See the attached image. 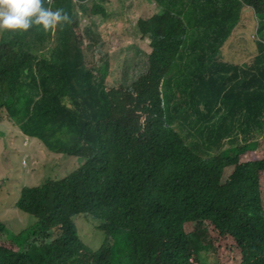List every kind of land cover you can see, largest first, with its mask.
<instances>
[{
    "label": "trees",
    "instance_id": "1",
    "mask_svg": "<svg viewBox=\"0 0 264 264\" xmlns=\"http://www.w3.org/2000/svg\"><path fill=\"white\" fill-rule=\"evenodd\" d=\"M55 1L46 5L43 0V5L61 9L67 20L48 30L33 25L23 31H0V122L6 121L7 110L19 129L9 132V139L5 133L3 149L9 142L23 160L6 167L10 178L20 182L11 191L4 190L9 178L4 172L0 200L13 203L35 220V225H26L27 229L11 236L2 223L10 209L4 212L0 203L4 231L0 264H73L74 253L79 260L92 258L94 252L83 237L97 234L84 233L91 224L81 228L85 219L106 233L101 251L116 237L117 246L110 252L130 253L137 247L139 264H196V260L205 264L203 251L184 238V225L191 219L190 214L180 215L185 169L170 167L173 154L163 144L171 134L173 138L175 128L191 122L196 114L217 121L251 119V130L264 131V0H222L219 6L212 0H154L159 14L138 9L128 0H93L86 8L104 9L105 16L99 26H92L106 25L102 31L112 34L107 38L95 34L91 38L78 28L76 16L88 20L75 13V3ZM185 4L190 8H184ZM249 8L255 13H248ZM124 10L130 11L129 20ZM247 16L250 23L241 26ZM112 25H125L155 39L163 63L148 76L162 84L161 92L158 83L138 79L118 87L131 73L123 71L128 46L113 35ZM239 25L242 31L236 33ZM246 30L256 31L257 36ZM236 35L238 41L241 36L252 37L251 45L244 47L246 53H255L247 68L219 60L217 49L225 42L235 45ZM85 49L93 52L97 63L87 62ZM46 63L59 68L46 71L42 67ZM190 65H204L203 75L190 67L182 84L172 83L183 79V68ZM219 103L226 108H218ZM236 104L252 111L232 106ZM37 144L46 154L79 160L81 166L68 177L57 167L46 166L41 185L30 188ZM238 151L232 147L210 157L204 178L194 184L199 199L203 200L222 170L234 164ZM260 156L264 157V151ZM3 162L0 157V173ZM259 172L264 173V160L260 168L240 172L220 190L222 198L234 206L220 215L222 236H240L242 223L259 207ZM239 247L242 264H258L264 257L263 210L249 218ZM211 264H224V258H214Z\"/></svg>",
    "mask_w": 264,
    "mask_h": 264
},
{
    "label": "clouds",
    "instance_id": "2",
    "mask_svg": "<svg viewBox=\"0 0 264 264\" xmlns=\"http://www.w3.org/2000/svg\"><path fill=\"white\" fill-rule=\"evenodd\" d=\"M63 1L67 3H75V13L81 12L82 15L86 16V19L90 20L91 24L104 19V9L99 12L91 11L86 8V6L92 3L93 0ZM55 2V0H46V5H53ZM150 2L154 4L155 8L159 9L154 0H128L127 4L132 3L136 8L147 12L152 11L145 6L146 3ZM200 2H202V0H198V3ZM212 3L219 6L222 3V0H220L219 4H217L215 0H212ZM183 7L186 9L190 8L186 4ZM251 10L255 13L252 8L248 9V13ZM83 12L85 14H83ZM125 12L129 14L128 18H131L130 11ZM65 20H67L66 13H63L59 8L53 11L50 8L45 7L43 5V0H0V31H23L29 29L33 25H39L44 30H48L57 23ZM125 42L128 48L124 53L123 71H128L131 75L120 80L118 82V87L129 86L133 80L138 79L139 83H158V93L161 92L163 89L162 84L148 76L150 73L156 74L158 68L163 63V55L155 39H152L149 36H143L132 28V34ZM227 44L228 43L226 42L224 43V45ZM244 53L248 54L246 51H244ZM203 66L204 65H190L183 68L184 78L173 79L172 83L182 84L183 81H185V73L190 67L196 69L197 74L203 75ZM42 67L46 71H52L59 68V65L46 63L42 64ZM175 72L176 70L172 73ZM202 79L206 80L205 77ZM232 106H240L245 109L246 112L252 111L249 107L244 106L243 104ZM217 107L223 109L226 108L222 106L221 103H219ZM5 120H10L6 113ZM249 120L251 119L217 121L206 119L196 114L191 122L175 128L173 138L171 134L167 142L163 144L164 149L173 154V161L171 160L172 164L170 167L183 166L185 169L184 180L180 190V215L185 213L190 214L191 219L190 222L184 225V238L192 247L199 248L203 251L202 257L205 260V264H211V259L208 257V251L213 248L211 243H207V235L213 234L208 227L217 232V235L221 240L226 237L227 242H229L232 247L238 248V261H234V264H242L243 253L242 249L239 247V243L241 242L243 234L248 226L249 218L257 212L264 211V199L262 200L260 189V176L264 173L259 172V207L254 209L242 223L241 228L243 232L240 236L235 238L233 236H222L220 234L222 228L220 215L234 208L232 203L222 198L220 190L232 182L235 176L240 172L254 167L260 168V163L264 160V157L260 156L262 151H264V131L251 130L248 125ZM3 124L4 123L0 122V136L5 137V133L8 132V130L2 127ZM14 129L19 131L17 124L14 125L9 132ZM201 134H204V138L201 137ZM232 147H236V149L239 150L233 156L234 164L225 167L224 170H222L221 175L216 178L210 191L204 194L203 200L199 199L194 192V184L204 178L210 157L220 152L228 151L232 149ZM9 151H13L12 146ZM64 159L65 157L63 155L56 154V156H54L48 153L46 154L45 163L55 160L57 164L56 167H58L60 171V163H65ZM262 178H264V176ZM10 205H12V207L8 214H4L5 218L2 222L5 228L8 224L10 225L12 216L15 215L13 221H18L21 217L16 212V207H14L13 203ZM3 236L4 231L0 229V238ZM105 240L106 233L104 241ZM100 241L101 237L99 238L98 245H96L99 246L100 249L92 255V258L87 260L82 257L79 260L74 253L71 258L73 264H78L79 261L81 264H139L141 256H139L137 247L133 248L130 253L122 249H118L115 253H112L110 252V249L117 246L116 237L111 238L112 245L108 249L102 251L101 248L103 244L101 245ZM155 255L156 258L159 255L157 250H155ZM201 263V261L196 260V264ZM258 264H264V257L259 258Z\"/></svg>",
    "mask_w": 264,
    "mask_h": 264
},
{
    "label": "rangeland",
    "instance_id": "3",
    "mask_svg": "<svg viewBox=\"0 0 264 264\" xmlns=\"http://www.w3.org/2000/svg\"><path fill=\"white\" fill-rule=\"evenodd\" d=\"M215 2L217 4H219L220 0H215ZM137 4H138V1H137ZM145 6H146V8L151 9L152 11H154L156 13H160V10L155 8L154 4L151 2L146 3ZM125 15L127 18L129 17V14L127 12H125ZM76 17L78 19V28L83 30V31H87L90 34L91 38L94 36V34L100 35L104 38H107V37L112 35L111 34L108 36L107 33L102 31V29H104L106 27V25H103L102 29L97 27L100 25L101 21H98L96 23L97 26H95V25L92 26L89 19H87L88 21H86L83 18H80L79 16H76ZM244 19H245L244 23L241 26H243L245 23H248V24L250 23L248 21L249 20L248 16L245 17ZM128 20H129V18H128ZM241 26L239 25L237 27L236 33H240L242 31ZM112 27L113 28L115 27V30L111 31V32L113 33V35H116L120 41H126V39H128L129 36L132 34V29L131 30H130V28L128 29V27L125 25L124 26L123 25H118V26L112 25ZM55 29H57L56 26H55ZM246 33L248 35H254L255 37L257 36L256 31L246 30ZM235 38L237 39V43L235 45L233 44L232 46H229L230 44H227V45H224L223 47L217 49L218 51H220L222 53L221 56H219V60L222 63H225L229 66L235 65V66H239L242 68H247L249 63H252L254 61L255 53L245 54L244 53V47L251 45L252 37L241 36L240 41H238L239 38L237 35L235 36ZM84 51H85V56H86L87 62L89 64H93V63L98 62L96 59H94L92 51H89L88 49H85ZM252 52H256V50L254 49ZM6 114L8 115V118L10 120L4 121V124L2 125V127L4 129L8 130V132H9L12 129V127L17 124V121L10 118V115L8 114L7 110H6ZM14 131H18V130L14 129L12 132H14ZM7 138L8 139L10 138V133L8 134ZM4 139H5L4 136H0V157H1L2 161H4L2 163V173H0V178H4L5 177L4 172H6V176L9 178H8V180H6L7 184H6V187H4V190L11 191L13 189L12 185L14 183H19L20 180L10 178V176H11L10 170L7 169L6 167L18 165L21 161L23 162V160L17 158V155H19V154L15 153L13 151L12 152L9 151V149H11L9 142H7V145H6L7 150H6V147H5V149H3ZM36 149H37V153L32 154L33 167H32V170L30 172L31 177H30L29 182H28V185L30 186V188L39 187L41 185L40 182L44 178L43 171H42L44 167H46V166L56 167V165H57L55 160L54 161L51 160V161H48L47 163H45L46 152H45L44 147L42 145L37 144ZM47 153L56 156V154H53L51 152H47ZM64 161H65V163H60V173L62 174V176L69 175L70 173L76 171L81 166V162L79 160H76V159H73V160L64 159ZM263 176H264V174H262L260 176V189H261L262 200L264 199V178H262ZM0 203L5 207L4 212H7L8 209H10L12 207V205H10L11 203L9 201H1L0 200ZM16 212L21 217L19 218L18 221H13V219L15 218V215L12 216L11 221H10L11 223H10V225L8 224V226H7V229L11 232V236H16L19 233H21L24 229L29 228L30 225H35V220L33 219L32 216H30L27 213H24L23 211H21L17 208H16ZM87 223H91V224L95 225V223L91 219H85L81 223V228H82V226H84ZM91 224H88L84 227V233H86V234L96 233L97 236L86 238V240L83 237V241H84L85 245L95 253L96 251H98L100 249V247L94 246V245L96 243H97L96 245H98L100 237H101L100 244L102 245L104 238H105V234L102 231L96 230L94 228V226ZM26 225H28V227L23 228ZM208 228H209V230H211L213 232V234L207 235V243H211V245L213 247L212 249H210L208 251V257L211 260L214 258L223 257L224 258V264H234V261H238V255H239L238 248L232 247V245H230L229 242H227L226 237H224L223 240H221V238L217 235V232L212 230L210 227H208Z\"/></svg>",
    "mask_w": 264,
    "mask_h": 264
}]
</instances>
